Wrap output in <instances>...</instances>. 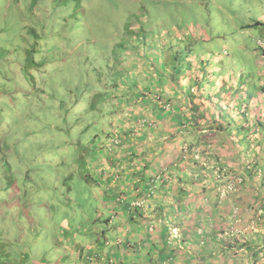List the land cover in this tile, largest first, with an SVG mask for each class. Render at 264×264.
<instances>
[{
    "label": "trees",
    "instance_id": "obj_1",
    "mask_svg": "<svg viewBox=\"0 0 264 264\" xmlns=\"http://www.w3.org/2000/svg\"><path fill=\"white\" fill-rule=\"evenodd\" d=\"M24 1L32 24H21L13 30L0 28V165L3 163L4 177L9 174L4 165L12 166L11 172L16 179L15 182L14 179L4 181L0 190V227L2 230L6 226L10 229L11 224H17L19 236L27 233L24 220L31 226L35 223L33 228L39 226L41 216L45 223L55 224V220L62 223L59 218L62 216L63 194L62 185L56 177L48 178L47 182L46 178L39 179L38 186L33 187L30 180L37 177V168L25 165L23 168L14 167L20 157L25 158V153L16 151L13 141L21 139L23 132L30 129L25 111L34 106L31 101L35 98L39 100V97L46 101L50 98V80L59 70L56 69L58 63L55 56L62 42L55 37L46 38L44 24L50 15V1ZM15 16L21 21L19 13L15 12ZM245 18L241 16V25L235 29L239 35L234 36L236 41L233 45L242 51V63L237 66L228 57L230 54L226 48L219 55L216 53L218 47L211 43L197 48L186 42L194 56L204 55L207 49H211L212 54L209 56L206 51L205 58L200 61L205 65L203 73L188 76L186 82L184 77L173 81L177 86L190 83L184 90L189 118L182 125L170 128L173 133L169 137L174 139H168L163 144L169 146L170 154L165 149L159 151L162 156L165 153H175L176 156L171 158L167 155L161 160L157 157L156 162L161 161V164L152 174H147L146 168L156 154V148L147 143L146 138L150 135L138 139L141 141L139 150L136 143L134 148L129 145L128 142L133 139H127L128 142L120 139L118 144L110 142L109 146L111 139L108 136L112 133L98 126L91 142L105 134L104 142L101 143L100 139L79 153L86 152L82 157L88 172H81L78 176L87 181L91 194L96 198L97 189L108 188L105 190L107 196L113 193L117 198V201L111 200V204L116 206L113 212L98 217L96 222L106 224L114 218L122 219L120 213L124 208L120 201L127 191L130 199L143 200L142 206L129 209L125 224L134 240L128 241L137 251L138 248H147L152 255L158 252L162 258L155 264H159L161 259L164 264L168 261L169 264H264V13L258 18L248 16L247 21ZM205 38L209 37L206 35ZM177 51L160 62L151 63V67L146 65L145 69L151 73L149 75L155 79L153 72H159L162 64L166 67L165 72L176 78L173 75L176 68L169 66L177 61ZM135 56L141 55L136 51ZM260 56L261 64L257 62ZM52 68L56 70L50 71ZM198 75L203 79L206 75L214 79L219 76L221 88L216 94L202 95L200 86L195 82L201 86L205 82L198 81ZM223 77H229L228 83L226 79L222 81ZM118 87L115 82H105L99 87L108 113H114V110H111L105 93L109 88L117 90ZM121 97L124 98L119 96L120 100ZM151 99L164 110L170 108L168 100L159 94H154ZM74 104L72 106L76 109ZM165 104L169 105L167 109L163 107ZM145 112L140 111L130 117V128L139 126L138 121L148 115ZM69 114L74 115V112L67 110L62 116ZM123 129L117 125L115 134L119 132L120 137H126L127 131ZM164 133L162 135H166ZM39 139L41 143L45 137ZM91 159L96 160V172L93 173L89 166ZM26 168H30L28 173H25ZM107 171L111 173L107 175ZM113 178L117 184L115 191L110 184ZM103 194L104 191H101L102 201L108 207L110 200ZM36 199L40 202L37 203ZM117 205H120L119 209ZM151 225L152 230L149 229ZM157 233H161L157 244L159 249H152ZM40 235L48 239V233L44 231L35 233L34 237ZM11 236L7 234L0 240L11 239ZM57 236L59 234H52L50 238L54 240ZM68 242L69 249L77 248L78 243L74 239ZM0 256L6 257L7 254ZM87 258L85 254L84 259ZM99 262L110 263L109 259H99Z\"/></svg>",
    "mask_w": 264,
    "mask_h": 264
},
{
    "label": "rangeland",
    "instance_id": "obj_2",
    "mask_svg": "<svg viewBox=\"0 0 264 264\" xmlns=\"http://www.w3.org/2000/svg\"><path fill=\"white\" fill-rule=\"evenodd\" d=\"M48 1L51 3L50 15L46 19L44 29L46 38L55 37L62 41L55 56L58 63L56 69L59 70L55 71L54 68L50 70L55 72L50 80L49 100L35 98L31 101L34 106L25 111L30 129L23 132L21 139L13 141L15 150L24 152L25 158L20 157L14 167L23 168L25 165L37 168L38 178L34 176L30 180L33 187L38 186L39 179L46 178L47 182L50 177L57 178L63 190L62 216L59 218L62 223L56 220L55 224L45 223L41 216L39 226L33 228L35 223L31 226L24 220L27 233L22 236L18 234L17 224H11L10 229L8 226L4 230L0 227V237L12 234L11 239L0 240V255L7 254L6 257L0 256V264H97L100 263L99 256L94 257V253L90 256L93 261L84 259L86 253L91 254L87 248L89 244L100 243L101 237L97 233H101L105 226L111 227L118 221L106 224L96 222L98 217L110 213V207L99 204L95 195L91 194L87 181L78 176L81 172L84 174L88 172L87 168H84L85 158L82 157L86 152L79 153L90 147V144L96 143L97 138L91 142L93 133L98 130L96 126L114 133L115 127L122 121L125 113L120 110H114V113L101 111L107 108V103L104 101L103 92L96 88L97 84L109 78L108 71L113 62L120 60L123 62L127 57L124 54L128 51L131 54L135 53L136 50L130 51L132 46H139L140 50L144 51V54L140 51L143 55L136 56L135 59L146 55L152 56L154 48L148 47L143 50L150 41L154 46L158 43L161 52L169 50L174 54L175 50H178L175 55L177 61L169 67L172 69L175 67L173 75L180 80L184 77L185 82L188 76L203 73L205 65L200 61L205 58L206 51L209 56L212 54L211 49H207L204 55H192L189 51L191 46H186L187 41L197 48L209 46L211 43L218 47L216 53L219 55L222 54L223 48H226L230 54L228 57L234 60L235 65L241 64L242 51L233 45L236 41L234 36L239 35L235 29L241 25V16L246 17V21L248 16L260 17L264 13V0ZM15 12L21 15V21H18ZM21 24H32L26 2L0 0V28L13 30ZM206 35L209 38L206 39ZM242 40L251 43L246 39ZM170 52H166V55H172ZM257 58V62L261 64V56ZM161 60L159 59V62ZM135 64V69L140 70V64L137 62ZM116 71L119 72L118 69ZM116 71L114 72L116 83L119 84L118 89L122 91L124 90L122 82ZM198 78H200L198 81L205 82L202 86L195 82V85L200 86L204 96L212 92L216 94L221 88L219 76L214 79L206 75L203 79L198 75ZM224 80L228 83L229 77H223L222 81ZM189 85L190 83H182L181 86L185 90ZM64 88L65 92H62ZM107 99L111 100L112 96H108ZM68 101L72 102V105L76 102L77 104H74L76 109ZM67 110H72L74 115L62 116ZM145 114L150 115L147 111ZM157 126L158 128L155 127L150 132L152 136L150 139L157 141L149 140L148 144L156 148L155 156L159 155L157 152L161 149L170 154L169 146L163 144L168 139H174L169 137L173 130L159 124ZM162 130L168 139H160L163 136ZM41 136L45 139L40 143ZM103 138L101 135V143L104 142ZM129 145L132 143L129 142ZM155 156L154 162L147 168L150 174L161 164V161L156 162ZM89 166L93 173L95 170L93 159L90 160ZM4 167L8 168L9 174L7 177L3 176L2 163L0 190L4 181L16 180L11 172L12 166ZM29 169L26 168L25 173H28ZM70 173L73 175H68ZM36 202L40 200L36 199ZM12 217L13 213L10 214V218ZM43 231L48 233V239L42 238L41 235L34 237L35 233L40 234ZM52 234L59 236L52 240L50 238ZM106 234L108 235V232ZM72 239L78 245L77 248L69 249L68 240ZM4 247L5 250H2ZM80 254L82 258L79 259Z\"/></svg>",
    "mask_w": 264,
    "mask_h": 264
},
{
    "label": "crops",
    "instance_id": "obj_3",
    "mask_svg": "<svg viewBox=\"0 0 264 264\" xmlns=\"http://www.w3.org/2000/svg\"><path fill=\"white\" fill-rule=\"evenodd\" d=\"M134 48L136 51H138V48L136 47ZM127 54H130L129 51L127 52ZM127 58L128 59L132 58V55L131 57L127 56ZM144 59L146 60V62L149 63L148 58H147L148 60L146 58ZM141 60H142V57H137V59H135L134 62L139 63V61ZM123 63L128 64L129 61H123ZM143 68L144 66L140 68V70H138L135 68L128 67V71L125 76L129 78L131 74V80L134 81L135 83L132 85V83L127 82V87L123 86L124 91H120L118 89V92H122L121 96L124 95V98H123L124 103H123L122 111L132 112L133 115H135V113L146 110L150 114V115H147V120L150 119L152 121H155L156 128H158L157 126L158 124L159 126H166L169 128L170 127L175 128V127H178L179 125H182V123L187 121L189 118V115L186 114V113H189V109L186 107L187 105L186 98H185L186 93L184 89L181 86H177L176 84H173V81L176 82L180 80L179 77L171 78L165 72L166 67L163 66L162 64H161V70H159V72L157 70V74L152 75L154 76V78L156 77L155 79H153L151 75H149L151 73H149L148 69H143ZM148 75L149 77H147ZM151 79H153V81H156V83L152 82ZM146 92H148V94L145 96ZM154 93L155 94L159 93L161 97H163L164 99H167L168 100L167 103L170 104V108L167 110H164L159 105H155L154 100L151 99ZM165 111H168V113L166 114ZM130 124L131 123H128L123 129L124 132L127 131V134H126L127 136L124 137L125 139H123V141H127V139H133V141L131 142L132 143L131 147L134 148L133 144L136 143L137 148L139 150V143L141 141H138V139L140 138L145 139L144 137H147L148 135L150 136L146 138L148 139L147 143H149V140L157 141V139H152V140L150 139L152 137L150 134L152 130H149V129L151 128L154 129L155 128L154 126L145 127V128H142V127L130 128ZM98 138H101V137L99 136ZM160 139H168V138H167V135H163ZM142 146L143 145L141 144L140 150L142 149ZM157 153L159 154V152ZM173 155L176 156L175 153L169 156L173 158ZM155 157H158V160H161V159H164L166 156L165 155L162 156L160 153L159 156H155ZM153 160H154V157H152L151 163H153ZM93 161L95 163V169H96V160L93 159ZM148 167L149 166H147V168ZM147 168H146V173L150 174V172L147 171ZM94 172H96V170H94ZM109 173L111 172H108L107 175H109ZM114 180L115 178H113V180L110 181V184L112 186L111 188L114 189L115 191L116 190L115 187L117 184L116 182H114ZM98 190L99 189H97L96 191V195H97L96 200L99 202V204H104L105 206H107L106 205L107 203L105 202L103 203L102 201L101 191H104L103 195L106 197L107 191L105 190H108V188L101 189V191H98ZM128 196H129V193H127V195L124 196L122 200H121L122 197L119 199L121 200L120 203L123 204V208H124L122 209V213L119 212L120 215L122 214L121 215L122 219H117V218L112 219V221H118V223H116L117 226L116 224H114L111 227H107V230H108L107 237L110 238L111 242H106V238L104 236L99 235L101 237V242L96 245H94L95 243L89 244L88 250L93 252L94 254L101 253L100 256L102 255V253H104L105 258L107 260L109 259L110 261V263L108 264H155V261L158 262L160 258H162L158 255L159 254L158 252L157 253L155 252L154 255H152L151 254L152 251H150L147 248H143L141 250L138 248V251H137L135 248H133V244H131V242L129 243L128 241V239H133V237L129 235L130 231L128 232L126 230L127 225L125 224V222L127 220V215L129 214V209L131 207H132V210L135 209L133 203L131 202V199ZM113 199L114 201H117V198H114L113 193L108 194L107 200H110V204H108V207H110V211H109L110 213H112L113 209L116 208L115 205L111 204V200ZM116 203L117 202H115V204ZM117 206H118L117 209H119L120 205H117ZM157 234H158L157 238L154 239V242H155L154 245L151 244L152 249L154 248L153 246L159 249V246L157 244L159 243L158 242L159 236L161 238V233H157ZM103 238L105 241L102 240ZM159 264H164L163 259H161ZM166 264H169V261L168 263L166 262Z\"/></svg>",
    "mask_w": 264,
    "mask_h": 264
},
{
    "label": "clouds",
    "instance_id": "obj_4",
    "mask_svg": "<svg viewBox=\"0 0 264 264\" xmlns=\"http://www.w3.org/2000/svg\"><path fill=\"white\" fill-rule=\"evenodd\" d=\"M159 44L157 43V45L156 46H154V45H152V41H150L147 45H145V47H143V50H144V48H148V47H150V48H154V53H153V55L152 56H148V55H146V52H145V55L146 56H144V57H142V60L141 61H139V64H140V68H142L143 67V65H145L144 66V68L143 69H145V67H146V65H148V67H151L152 65H151V63H154V62H156L157 60H159V59H163V58H165V57H167V56H169V55H166V52H170L169 50H164V52H161V50L159 49ZM133 48V49H132ZM131 49H130V51L132 50L133 52L135 51V48H134V46L132 47ZM136 48H138V54H140L141 56L144 54V51H141L140 50V47L139 46H137ZM143 53H141V52ZM147 51V50H146ZM135 53H136V51H135ZM135 53L134 54H127V52L124 54V56L125 55H127V56H129V57H131V55H132V58H130V59H128L127 57L124 59V61H129V63L128 64H126V63H123L121 60L119 61V62H113L111 65H110V67H109V78L108 79H106L105 78V80L104 81H101V82H99L98 84H97V86H98V88L99 87H101L105 82L106 83H111V82H115L116 83V77H115V75H114V72L118 69L119 70V72H117L116 71V74H118L119 75V77H120V79H121V82H122V86H123V84H124V86H126L127 87V82H130V83H132V85L135 83L134 81H132L131 80V74H130V76H129V78H127V76H125L126 75V73H127V71H128V67H129V65L131 66V68H136V64H135V62H134V60H135ZM171 53V52H170ZM172 54V53H171ZM175 54V53H174ZM173 55V54H172ZM152 57V58H151ZM144 58H148L149 59V63L148 62H146V60L144 59ZM147 59V60H148ZM118 66V67H117ZM114 70V71H113ZM152 71H154V70H152ZM154 74H157V72H153ZM109 81H111V82H109ZM153 82V81H152ZM119 88V87H118ZM120 90V89H119ZM122 91H124V90H122ZM108 92H110V94H108ZM121 94H122V92H118V89L116 90V89H114V88H109V91H107L106 93H105V96H106V98H108V96H112V99L111 100H109L108 102H109V104H110V108H111V110H120V111H122L123 110V103H124V99H122V97H121V99L122 100H120L119 99V96H121ZM148 94V92H146L145 93V96ZM155 94V93H154ZM159 94V93H158ZM124 96V95H123ZM108 100V99H107ZM115 106H117V107H115ZM164 108H168L169 107V105L168 104H165L164 106H163ZM119 108V109H118ZM103 113L104 112H106V113H108L107 112V110L105 109V110H101ZM133 115V113L132 112H128V111H125V113H124V117H123V119H122V121L120 122V123H118V125H120V126H122V128H124L128 123H131V121H130V117ZM129 119V120H128ZM149 119V118H148ZM138 125L139 126H137L138 128L139 127H142V128H145V127H151V126H156V123H155V121H152V120H147V115L143 118V119H141V120H139L138 121ZM102 130H103V128H101ZM107 132V131H106ZM105 134H102V136H104ZM100 137H101V135H100ZM108 137H110L109 139H112L113 141H110V142H112V143H114V144H118L119 143V141H120V139H123L122 137H120V135H119V132L118 133H116L115 134V132L114 133H112V135H110V136H108ZM117 138H120V139H117ZM101 139V138H100ZM96 141H98V139L96 140ZM91 173H92V171H91ZM139 201H143V200H141L140 198L138 199ZM138 200H135V199H131V202L133 203V205L134 206H136L135 204H134V201H138ZM142 206V205H141ZM107 227V226H106ZM150 228L149 229H153V227H152V225L151 226H149ZM108 232V230H107V228H106V230L104 231V232H102L100 235L101 236H104L105 238H106V242H111L110 241V238L109 237H107V233ZM102 240H104V238L102 239ZM105 241V240H104ZM100 254L101 253H97V254H94V257L95 256H99V259H103V261H106L107 259L105 258V254L104 253H102V255L100 256ZM86 255H88V260H90V261H93L94 259H92L91 260V258H90V256H92L93 255V252H91V254H87L86 253ZM170 260V259H169ZM169 263H170V261H169Z\"/></svg>",
    "mask_w": 264,
    "mask_h": 264
},
{
    "label": "built area",
    "instance_id": "obj_5",
    "mask_svg": "<svg viewBox=\"0 0 264 264\" xmlns=\"http://www.w3.org/2000/svg\"><path fill=\"white\" fill-rule=\"evenodd\" d=\"M134 204L136 205V206H141L142 205V202L141 201H134Z\"/></svg>",
    "mask_w": 264,
    "mask_h": 264
}]
</instances>
